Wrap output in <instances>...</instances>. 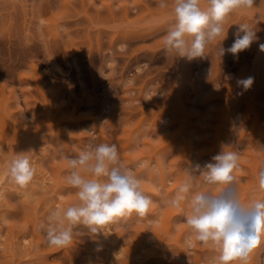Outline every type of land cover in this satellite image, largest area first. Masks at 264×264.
Segmentation results:
<instances>
[{"label":"rangeland","instance_id":"obj_1","mask_svg":"<svg viewBox=\"0 0 264 264\" xmlns=\"http://www.w3.org/2000/svg\"><path fill=\"white\" fill-rule=\"evenodd\" d=\"M166 2L0 0V264H213L217 252L185 243L184 211L166 200L222 146L239 153L241 202L264 199V0L224 23L225 49L239 24L256 30L249 49L219 58L211 44L192 61L164 50L175 19ZM249 77V89L237 84ZM100 143L117 146L153 205L49 246L38 225L77 200L67 158ZM19 153L36 168L24 189L7 175ZM249 264H264V236Z\"/></svg>","mask_w":264,"mask_h":264},{"label":"clouds","instance_id":"obj_2","mask_svg":"<svg viewBox=\"0 0 264 264\" xmlns=\"http://www.w3.org/2000/svg\"><path fill=\"white\" fill-rule=\"evenodd\" d=\"M173 2L175 19L163 37L167 53L192 61L204 57L206 48L215 44L219 58L225 53L237 57L258 39L256 30L239 24L232 45L227 49L222 46L227 18L239 9L252 8L255 0H206V8L201 7V0ZM157 6L166 9L168 4L159 0ZM260 50L264 51V44ZM237 84L247 90L253 79H241ZM239 160L232 146H222L212 162L187 168V177L166 200L171 207L184 211L189 229L185 243L189 247L196 242L210 245L217 252L213 264H249L264 236V199L241 202L234 175ZM67 167L70 171L65 181L76 190L77 200L67 207L51 208L38 225L49 246H68L78 227L95 235L108 223L133 213L141 218L149 213L153 200L143 190L141 178L121 159L115 144L89 145L77 156L67 158ZM35 173L27 153L16 154L8 162L7 175L21 189L28 187ZM258 187L264 192V166L258 171Z\"/></svg>","mask_w":264,"mask_h":264}]
</instances>
